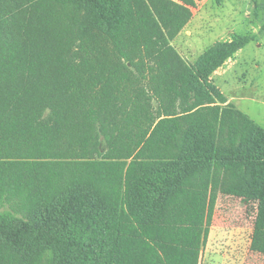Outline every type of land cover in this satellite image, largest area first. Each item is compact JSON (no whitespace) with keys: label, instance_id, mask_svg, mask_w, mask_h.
Returning a JSON list of instances; mask_svg holds the SVG:
<instances>
[{"label":"trees","instance_id":"obj_1","mask_svg":"<svg viewBox=\"0 0 264 264\" xmlns=\"http://www.w3.org/2000/svg\"><path fill=\"white\" fill-rule=\"evenodd\" d=\"M200 1L0 0V264H198L232 164L264 227V128L212 78L254 37L187 62Z\"/></svg>","mask_w":264,"mask_h":264},{"label":"rangeland","instance_id":"obj_2","mask_svg":"<svg viewBox=\"0 0 264 264\" xmlns=\"http://www.w3.org/2000/svg\"><path fill=\"white\" fill-rule=\"evenodd\" d=\"M264 0H201L192 21L173 42L189 63H195L218 42L239 35L254 37L214 75L215 85L229 103L264 128ZM249 171L232 164L225 170L221 193L198 264H264L258 249L264 227L255 228L256 203Z\"/></svg>","mask_w":264,"mask_h":264},{"label":"crops","instance_id":"obj_3","mask_svg":"<svg viewBox=\"0 0 264 264\" xmlns=\"http://www.w3.org/2000/svg\"><path fill=\"white\" fill-rule=\"evenodd\" d=\"M193 14H194V11H193ZM191 21H192V20H191ZM191 21H190V22H191ZM187 26H188V25H187ZM239 52H240V51H239ZM239 52H238V53H239ZM232 59H233V58H232ZM230 60H231V59H230ZM230 60H229V61H230ZM226 63H228V61H227ZM221 68H222V67H221ZM221 68H220V69H221ZM220 69H218V70L215 72L214 75H217V74L220 75V72H219ZM214 75H213V77H214ZM213 77H212V78H213ZM213 83L215 84V80H214V78H213ZM228 102H230V101H228ZM218 199H219V198H218ZM209 236H210V234H209Z\"/></svg>","mask_w":264,"mask_h":264}]
</instances>
